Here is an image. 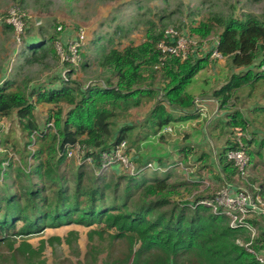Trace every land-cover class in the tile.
<instances>
[{
	"label": "trees",
	"instance_id": "16d2710c",
	"mask_svg": "<svg viewBox=\"0 0 264 264\" xmlns=\"http://www.w3.org/2000/svg\"><path fill=\"white\" fill-rule=\"evenodd\" d=\"M54 1L36 0L29 12L25 0H14L26 13L19 50L7 47L14 43L15 32L6 22L8 13L1 14L0 122L13 118L27 161L19 166L7 157V148L13 147L15 154L18 143L0 129V245L8 250L6 256L0 254V264H17L18 258L25 264H46L40 260L46 244L53 247L61 239L49 237L34 247L28 238L71 225L88 229V257L97 250L96 237L109 240L104 261L98 263L95 256V264H264L258 261V256L264 260V216L246 219L255 231L252 236L245 226L230 227L222 209L213 212L199 204L214 197L226 182L244 184L228 158L238 148V130L249 137L242 138L249 156V189L264 201V105L255 101L246 110L250 119L240 111L245 108L240 91L250 87L248 101L257 83L264 81V10L237 16L231 6L226 15L204 16L178 26L198 39L217 37V51L232 71L224 83L211 88L220 115L207 123L196 111L188 88L199 73L213 66L209 55L163 58L157 44L165 26L148 20L140 44L131 41L130 26L116 24L111 33L89 38L86 32L77 65L61 64L55 42L66 48L84 26L67 22L90 5L93 9L118 1L89 0L77 8L71 7L72 0H63L67 9L61 8L66 17L62 21L49 11ZM95 15L96 11L78 17L86 23ZM116 19L114 15L109 21ZM45 70L51 73L44 75ZM38 110L46 114L42 125L36 121ZM183 125L188 130L182 138L173 140L172 151L164 150L160 145L171 142L164 130ZM208 140L215 147L217 164ZM76 142L87 146L86 156L93 158L94 168L103 152L126 143L138 169L153 163L164 171L151 170L152 177L148 170L128 176L114 167L108 176L89 177L92 167L76 166L67 158L65 147ZM181 167H193V172ZM204 182L208 188L199 192ZM118 241L126 244L125 253L113 257Z\"/></svg>",
	"mask_w": 264,
	"mask_h": 264
},
{
	"label": "rangeland",
	"instance_id": "374dc122",
	"mask_svg": "<svg viewBox=\"0 0 264 264\" xmlns=\"http://www.w3.org/2000/svg\"><path fill=\"white\" fill-rule=\"evenodd\" d=\"M28 4L27 11H32V7L34 5V1L36 0H25ZM89 0H79V2H76V0L71 1V7H82L84 2ZM117 3L111 4L105 2L104 4H98L93 9L90 5L85 11L80 12L79 15H82L84 17L88 16L89 14H92L96 11V15L89 19L86 23H83L82 19H80L76 15L71 20H69L67 23H75L72 21H78L79 24H83V29L85 28V32H87V37L92 38L95 34H101L103 32L109 31V33L114 31V28L116 24H120L123 27L130 26V38L131 41H133L136 45L140 44L145 35V30L148 27L145 23L148 20H153L154 23L159 27L161 25H164V29L167 28H175L177 29L179 25H182L183 23L185 25L189 24V20H195L199 21L202 17H206L209 15H217L222 14L226 15L230 9L231 6H234L235 14L238 16L240 13L243 12H251L255 15H259L264 10V0H117ZM14 0H0V19L1 14L7 12L14 4ZM65 1L63 0H55L54 5L49 8V11L52 15L57 17L58 21L65 20L66 17L64 16L65 12L62 11L61 8H65L63 4ZM121 9H119V8ZM24 8V7H23ZM67 9V8H65ZM26 11V12H27ZM169 19L163 18L162 22L159 21V18L161 16H168L170 15ZM198 14V15H197ZM117 17L116 20H113L112 22L109 21V19L114 16ZM104 21L107 22V25L104 27ZM108 21L110 23H108ZM189 34L188 29L185 31ZM97 38V37H96ZM104 43V42H103ZM127 44V43H126ZM10 48H16L14 43H9ZM21 47V46H20ZM19 47V49H20ZM17 49V50H19ZM16 50V49H15ZM8 55V52L5 54ZM12 55V54H11ZM10 55V56H11ZM14 55L11 56V60H13ZM15 59V58H14ZM215 60V59H214ZM59 62V61H58ZM53 64V62H50V66ZM60 64V63H59ZM61 65V64H60ZM54 66V65H53ZM33 68V67H32ZM228 64L225 59L221 60H215L213 66L205 70L201 73H199L193 80L191 86L188 88V92L195 97V99L200 100V105H202L204 108L211 105V107L214 106L213 102H210L211 99L209 98H202V95H208L211 96V88L212 86L217 87L218 83L222 82L224 79L229 78L230 74L232 73L231 70H228ZM44 75L47 73L48 75L51 73V70H45ZM80 79L83 78L81 74L78 75ZM250 87H244L240 91V97L243 99L242 104H244L245 108L242 106L240 107V111L245 115L246 110L251 108L255 101L258 102V104L264 105V81H260L257 83V89L252 95V97L247 101V93L248 89ZM194 99V100H195ZM206 106V107H205ZM202 116V113H201ZM46 114L45 111H37L36 114V121L39 125H42L44 123ZM203 119L209 120L208 116L204 117ZM3 126L0 128L1 131H4L3 136L6 134H11L13 139L18 143V149L15 150V154L12 151L13 147H8L6 150L7 157L14 160L16 164L24 165L25 161H27V151H23V138L20 130L17 128V124L15 121L13 122V118H10L9 121H5L4 123L1 121ZM4 127V128H3ZM188 130L187 126H176V129L174 128L173 133H170L171 139H169L171 142L168 143L167 146L164 144L155 143L156 145L162 146L164 150L172 151V144L173 140L181 139L184 132ZM0 131V132H1ZM239 131V130H238ZM167 133V132H166ZM9 134L7 136H9ZM169 135V133L167 134ZM207 137V136H206ZM205 137V141H207V138ZM170 138V136H169ZM211 143V142H210ZM220 143V142H219ZM164 145V146H163ZM159 146V147H160ZM2 155H0L1 157ZM31 166V161H29ZM75 163V162H74ZM17 165V166H18ZM76 166H78L75 163ZM28 166V168L30 167ZM75 166V167H76ZM184 167H182L183 170ZM187 173L193 172V167L186 168ZM110 172L106 173L105 175L108 176ZM147 175L152 177L151 170H148ZM90 175H95L94 170L91 173H87V176L91 177ZM1 176H0V184H1ZM208 185L203 186V189H207ZM187 200H190L189 196H186ZM20 226V225H19ZM67 227L52 230H47L46 233L40 235V236H33L31 238H28V242L34 246L37 247L39 245L40 241L48 240L49 237H58L61 239L60 244H54L53 247L46 244V247L42 253V258L40 260H43L46 264H95L94 263V257L96 256L99 260L98 263L103 262L105 259V250L107 249V244L109 243V240L107 238H104L103 240H98L97 237L94 239L95 245L97 247V250L94 251L89 257H88V251L90 249V242L88 239V236L85 234V232L81 233V236H70V234L67 235V233H63L61 235V232L67 231ZM125 243H122L120 241L116 242L113 245L112 253L113 257H120L122 254L125 253ZM17 246V244H16ZM102 251V252H101ZM99 253L96 255V253ZM0 254L7 255L8 250L6 249V246L4 244L0 245ZM103 255V256H102ZM91 257V258H90ZM17 264H25V260L23 258L17 259ZM38 259H35V263H38ZM1 264H5V262H2Z\"/></svg>",
	"mask_w": 264,
	"mask_h": 264
},
{
	"label": "built area",
	"instance_id": "2783aa9c",
	"mask_svg": "<svg viewBox=\"0 0 264 264\" xmlns=\"http://www.w3.org/2000/svg\"><path fill=\"white\" fill-rule=\"evenodd\" d=\"M7 13L8 18L6 22L14 28V44L16 49H19L23 40L22 34L26 13L17 5H13ZM60 29L61 28H58V31H60ZM85 38V29L79 28L76 33V39L69 41L66 48H63L59 42H55V50L61 64L68 63L77 65L80 60L78 49L84 43ZM217 46L218 39L215 36L206 39H198L187 34L185 31L167 28L163 31L162 39L157 44V49L164 55L163 58L172 56L180 60H185L189 57L209 55L211 59L223 60V57L217 51ZM193 103L196 111L200 113L205 111V108L200 105V100L195 99ZM47 126L53 127L51 123ZM164 132L172 133L173 130L167 127ZM236 137L238 148L235 151L229 152L228 158L232 160L238 168L239 178L244 184L232 185L226 182L227 185L216 192L214 197L201 200L199 204L211 208L213 212H218L219 209H222V213L230 218V227L236 228L245 226L251 231L252 236H254L255 231L251 228L249 223H247L246 219L251 216H264V201L258 196L254 197L249 189L250 184L247 182L249 156L247 153V146L242 138L248 139L249 137L239 131ZM65 152L69 160H73L78 166L86 164L92 167L95 174L100 176L111 171L114 167H120L128 176H137L145 169L164 171L153 163L147 164L145 168L138 169L132 160V155L127 152L126 143L115 146L109 152H103L99 158L98 168H94L93 158L91 156H86L87 146L83 143L76 142L75 144L67 145L65 147ZM183 170L186 171L187 169L183 168ZM206 184V182L203 183V185ZM232 188H235V190H231ZM247 250L253 253L250 249L247 248ZM258 261L263 263V257L258 256Z\"/></svg>",
	"mask_w": 264,
	"mask_h": 264
},
{
	"label": "crops",
	"instance_id": "0c3cea01",
	"mask_svg": "<svg viewBox=\"0 0 264 264\" xmlns=\"http://www.w3.org/2000/svg\"><path fill=\"white\" fill-rule=\"evenodd\" d=\"M7 47H8V45H7ZM228 70H229V67L227 68ZM3 72V71H2ZM3 77V76H2ZM224 81H225V79L222 81L223 83H224ZM222 82H220V83H218V87L222 84ZM213 87V86H212ZM202 98H209V99H211V101L210 102H213L214 103V106L213 107H211V105L210 106H208V107H206L205 108V111L202 113V118H204V117H206V115L208 116V119L209 120H207V123L209 122V121H211L215 116H217V115H220V113H219V108H218V104H217V102L215 101V100H213L212 98H211V96H208V95H202L201 96ZM195 98V97H194ZM253 107V106H252ZM251 107V108H252ZM250 108V109H251ZM244 116H247V118L248 119H250L251 118V116L249 115V114H245ZM209 141V143L211 142L210 140H208ZM210 145H211V147H212V150H213V153H212V155H213V162L215 163V164H217V157H216V151H215V147L213 146V143L211 142L210 143ZM112 171V170H111ZM110 171V172H111ZM221 174H222V176L224 177V175H223V173L221 172ZM262 175H264V173L262 174ZM207 183V182H206ZM208 184V183H207ZM206 189H203L202 187H201V189L199 190V192H202V191H205ZM64 228V227H63ZM68 229H67V231H63V232H61V235H63V233H68V232H70V231H74V232H76V234H77V236L79 237V236H81V233H83V232H85V234L87 233V231H88V229L87 228H84V227H81V226H78V225H71V226H68L67 227ZM60 228H58L57 230H59ZM52 230V229H51ZM46 233V232H45Z\"/></svg>",
	"mask_w": 264,
	"mask_h": 264
},
{
	"label": "clouds",
	"instance_id": "9594fccd",
	"mask_svg": "<svg viewBox=\"0 0 264 264\" xmlns=\"http://www.w3.org/2000/svg\"><path fill=\"white\" fill-rule=\"evenodd\" d=\"M145 170H150V169H145ZM108 172H110V171H108ZM107 172V173H108ZM95 173V172H94ZM106 174V173H105ZM105 174H102L101 176H103V175H105ZM96 175V174H95ZM96 176H98V177H100V175H96Z\"/></svg>",
	"mask_w": 264,
	"mask_h": 264
}]
</instances>
